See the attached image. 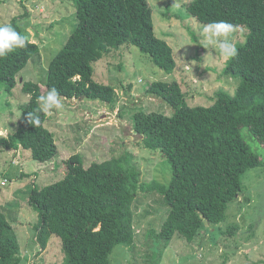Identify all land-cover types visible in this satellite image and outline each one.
Listing matches in <instances>:
<instances>
[{"label": "trees", "instance_id": "trees-1", "mask_svg": "<svg viewBox=\"0 0 264 264\" xmlns=\"http://www.w3.org/2000/svg\"><path fill=\"white\" fill-rule=\"evenodd\" d=\"M72 1L76 24L49 63L47 91L56 87L60 97L112 104L116 87L95 80L94 63L125 44L138 46L158 67L175 70L174 50L157 35L149 0ZM187 9L205 24L225 20L247 31L224 69L239 80L235 94L222 89L212 105H191L178 81H154L147 93L164 100L174 113L138 110L132 118L146 147L160 150L172 166L163 193L169 214L159 236L170 240L181 235L192 242L206 222L215 225L225 219L229 204L243 192L245 173L262 164L242 128L248 127L264 144V0H192ZM6 23L27 36L28 43L0 58V91L12 94L22 83L27 99L16 130L0 136V146L23 148L34 160L47 162L59 150L55 134L45 124L48 114H40L38 128L27 121V113L38 107L41 85L20 77L40 46L22 28L19 17ZM67 164L61 179L34 185L29 196L39 213L37 242L45 248L58 235L65 252L63 264H111L117 246L135 243L134 202L140 190L147 189L141 170L130 152L88 167L80 154H74ZM162 186L152 183L150 188ZM23 256L17 230L0 204V264H23Z\"/></svg>", "mask_w": 264, "mask_h": 264}, {"label": "rangeland", "instance_id": "rangeland-1", "mask_svg": "<svg viewBox=\"0 0 264 264\" xmlns=\"http://www.w3.org/2000/svg\"><path fill=\"white\" fill-rule=\"evenodd\" d=\"M191 1L178 0L180 9L176 10L171 7L173 0H149L156 33L174 50L177 66L173 72L158 67L138 46L125 44L94 63L95 80L116 87L112 104L60 97L63 109L48 113L45 124L59 147L54 158L40 162L23 148L0 146V204L19 235L23 264H63L65 260L58 235L45 248L37 242L39 213L28 200L34 185L42 187L61 179L74 154H80L88 167L127 152L133 154L147 189L140 190L134 202L135 243L117 246L111 264H156L155 258L158 264H264V144L248 127L242 128V134L261 156L262 164L245 173L243 192L229 204L225 219L215 225L206 222L192 242L181 235L170 240L159 236L169 214L163 193L170 184L172 166L160 150L146 147L132 118L138 110L167 115L175 110L147 93V88L154 81H178L189 104L210 106L218 91L235 94L239 84L224 71L229 58L201 45L205 23L188 12ZM14 17L20 18L22 28L40 46L20 77L39 82L46 94L49 63L76 24L75 4L72 0H0V23ZM244 28L234 26L230 39L235 46L244 41ZM26 99L22 83L12 94L0 91V136L16 130ZM152 183L164 188L151 189Z\"/></svg>", "mask_w": 264, "mask_h": 264}, {"label": "clouds", "instance_id": "clouds-1", "mask_svg": "<svg viewBox=\"0 0 264 264\" xmlns=\"http://www.w3.org/2000/svg\"><path fill=\"white\" fill-rule=\"evenodd\" d=\"M176 10L180 9L178 0H173L171 5ZM234 25L225 20L211 21L203 25L202 46L214 50L222 58H232L237 54V48L230 39ZM28 37L21 34L11 23H0V58L8 56L18 48L26 47ZM38 107L27 113L29 124L38 128L41 124V113L48 114L51 110L60 111L64 105L56 87H51L46 94L37 97Z\"/></svg>", "mask_w": 264, "mask_h": 264}]
</instances>
